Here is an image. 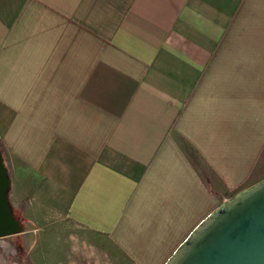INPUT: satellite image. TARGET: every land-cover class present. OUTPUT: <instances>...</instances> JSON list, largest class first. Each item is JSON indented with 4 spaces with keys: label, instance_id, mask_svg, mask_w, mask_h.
Segmentation results:
<instances>
[{
    "label": "crops",
    "instance_id": "0c3cea01",
    "mask_svg": "<svg viewBox=\"0 0 264 264\" xmlns=\"http://www.w3.org/2000/svg\"><path fill=\"white\" fill-rule=\"evenodd\" d=\"M0 151V264H164L264 178V0H0Z\"/></svg>",
    "mask_w": 264,
    "mask_h": 264
},
{
    "label": "water",
    "instance_id": "95a60500",
    "mask_svg": "<svg viewBox=\"0 0 264 264\" xmlns=\"http://www.w3.org/2000/svg\"><path fill=\"white\" fill-rule=\"evenodd\" d=\"M10 188L0 151V238L24 230L13 214ZM164 264H264V178L223 201Z\"/></svg>",
    "mask_w": 264,
    "mask_h": 264
},
{
    "label": "rangeland",
    "instance_id": "374dc122",
    "mask_svg": "<svg viewBox=\"0 0 264 264\" xmlns=\"http://www.w3.org/2000/svg\"><path fill=\"white\" fill-rule=\"evenodd\" d=\"M261 163H262L261 167L264 169V154H263V158H262V162ZM22 183L23 182H20L16 178H11V188L9 190V195H10V192H11V194L13 196L12 197L10 195L11 198L15 199L16 197L19 198V197H22L23 196V195H21L23 193ZM59 233L61 234V232H59ZM57 235H58L57 234V230H54L53 236L56 238ZM73 238L76 241L75 242V245L73 246L74 249H77V248L80 249V247H81L80 245H82V244H78L77 241L79 240V238L76 237V236H74ZM35 246L36 245L34 244V248L32 249V262H31V264H42V261L40 260V257H39V256H41V254L39 253V250L38 251H35ZM5 247H7L9 249L11 248V250L13 251L12 254L8 253L9 255H7V256L4 255L3 256V258L6 259V262H8L9 264H30L29 260L23 254V251H22V248L23 247H22V245L20 247L21 253H18V252L17 253H14V252H16V248L14 246H12L9 241H6ZM18 249H19V247H18ZM37 249H39V246H37ZM82 249L84 250L85 253H88V245L87 244L82 245ZM20 256L22 257L21 259H22L23 263L20 262ZM100 256L101 255L99 253H97V255H96V257H97L96 264H98V262H99V264L100 263L101 264H104V261L105 260H101L102 257H100ZM50 262H52V264H56V260H53V261H50ZM69 264H77V260H74V261L70 262ZM79 264H91V263L88 262L87 260L86 261L82 260V261L79 262Z\"/></svg>",
    "mask_w": 264,
    "mask_h": 264
},
{
    "label": "trees",
    "instance_id": "16d2710c",
    "mask_svg": "<svg viewBox=\"0 0 264 264\" xmlns=\"http://www.w3.org/2000/svg\"><path fill=\"white\" fill-rule=\"evenodd\" d=\"M16 217V216H15ZM16 219H18V218H16ZM19 220V219H18ZM20 221V220H19ZM21 222V221H20Z\"/></svg>",
    "mask_w": 264,
    "mask_h": 264
}]
</instances>
